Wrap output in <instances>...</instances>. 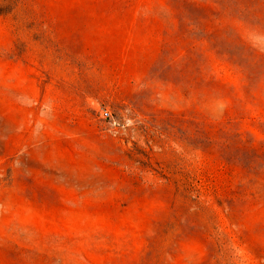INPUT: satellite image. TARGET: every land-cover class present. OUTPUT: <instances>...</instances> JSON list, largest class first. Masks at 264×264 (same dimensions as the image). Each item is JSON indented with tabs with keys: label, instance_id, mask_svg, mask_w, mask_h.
<instances>
[{
	"label": "rangeland",
	"instance_id": "374dc122",
	"mask_svg": "<svg viewBox=\"0 0 264 264\" xmlns=\"http://www.w3.org/2000/svg\"><path fill=\"white\" fill-rule=\"evenodd\" d=\"M0 264H264V0H0Z\"/></svg>",
	"mask_w": 264,
	"mask_h": 264
}]
</instances>
